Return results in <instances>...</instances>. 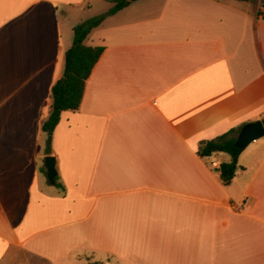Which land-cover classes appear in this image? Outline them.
Masks as SVG:
<instances>
[{"label": "crops", "instance_id": "1", "mask_svg": "<svg viewBox=\"0 0 264 264\" xmlns=\"http://www.w3.org/2000/svg\"><path fill=\"white\" fill-rule=\"evenodd\" d=\"M111 6L0 0V264H264V138L227 187L229 157L197 156L264 120V15L251 0L129 3L87 37L104 51L47 137L73 28Z\"/></svg>", "mask_w": 264, "mask_h": 264}, {"label": "trees", "instance_id": "2", "mask_svg": "<svg viewBox=\"0 0 264 264\" xmlns=\"http://www.w3.org/2000/svg\"><path fill=\"white\" fill-rule=\"evenodd\" d=\"M137 0H106L111 4L107 13L86 20L73 28V39L70 48L65 52L64 68L61 79L51 88V104L42 125L41 131L50 137L58 126L61 115L67 111L78 110L85 83L91 74L92 69L102 55L103 47L86 46L85 41L92 30L102 24L107 16L113 15L122 10L129 3ZM63 80V86L60 82ZM264 124V120H262ZM240 129H232L222 136L210 140L202 141L197 147V156L201 159L208 158L214 154H226L229 157L227 162H223L215 170L220 182L224 187L231 184L238 171L243 170L238 165V158L242 150L236 149L234 144ZM51 146L46 144V153L50 154ZM44 171V170H43ZM54 186L63 192V187L58 183V176L54 179ZM88 264H102L98 262Z\"/></svg>", "mask_w": 264, "mask_h": 264}, {"label": "water", "instance_id": "3", "mask_svg": "<svg viewBox=\"0 0 264 264\" xmlns=\"http://www.w3.org/2000/svg\"><path fill=\"white\" fill-rule=\"evenodd\" d=\"M63 80L60 82V86H63ZM264 138V124L261 121H255L244 125L238 135L236 136L235 148L244 150L252 142ZM50 141V139H48ZM44 167L46 170V177L50 184H54V179L57 176L55 169V158L53 156H46L44 158Z\"/></svg>", "mask_w": 264, "mask_h": 264}, {"label": "rangeland", "instance_id": "4", "mask_svg": "<svg viewBox=\"0 0 264 264\" xmlns=\"http://www.w3.org/2000/svg\"><path fill=\"white\" fill-rule=\"evenodd\" d=\"M255 1V4L258 6V14L264 15V0H251Z\"/></svg>", "mask_w": 264, "mask_h": 264}]
</instances>
